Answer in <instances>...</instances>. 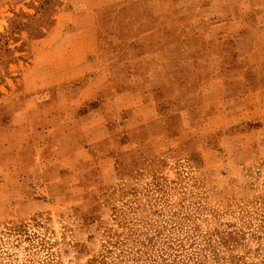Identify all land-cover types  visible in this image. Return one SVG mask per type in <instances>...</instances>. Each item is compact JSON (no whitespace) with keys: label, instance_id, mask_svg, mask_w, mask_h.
Listing matches in <instances>:
<instances>
[{"label":"rangeland","instance_id":"rangeland-1","mask_svg":"<svg viewBox=\"0 0 264 264\" xmlns=\"http://www.w3.org/2000/svg\"><path fill=\"white\" fill-rule=\"evenodd\" d=\"M69 1L0 0V264H264V77L244 59L264 51V0H194L172 31L158 30L150 0H89L105 6L95 20L108 71L79 111L116 92L143 100L108 114L100 134L65 138L60 117L37 129L15 116L34 45ZM210 32L225 65L247 71L224 99L202 72ZM75 147L89 162L62 161Z\"/></svg>","mask_w":264,"mask_h":264},{"label":"crops","instance_id":"crops-1","mask_svg":"<svg viewBox=\"0 0 264 264\" xmlns=\"http://www.w3.org/2000/svg\"><path fill=\"white\" fill-rule=\"evenodd\" d=\"M119 2L121 1H116L113 4ZM183 2L182 0H150L149 8L156 15L158 30L172 31L174 28H180L181 25L187 27L188 20L185 24H181L177 16L182 11L188 10L189 6L196 5L197 2L194 0L190 4ZM69 3L72 6L70 9L72 12L57 15L49 35L38 40L34 45L32 64L22 77L23 93L28 97L20 105L15 120L21 124L24 123L23 120L28 124L35 122V127L42 124L37 129L40 127L46 129V124L50 122L52 125H57L56 120L60 117V120L66 123L65 125H69L65 129L60 126L65 138H75V134L79 132L83 133L85 137H91L94 133L100 134L105 129L108 114L117 116L123 110L133 109L135 101L143 100V98H140L141 96L137 93L116 92L109 101H103L99 109L81 114L80 108L99 91L102 81L107 79V66L100 57L104 39L99 44L95 20L96 11L105 6L92 7L89 0H72ZM228 26L231 28H229L230 32L236 30L233 28L236 25ZM202 38L210 48L205 53V68L202 72L213 76L207 80L206 84L209 83L208 88L211 90H216V87L219 86L221 98L224 99L223 90L228 85L237 88L243 82L248 83V80L242 77L247 74V71L243 73L238 68L233 71L232 66L229 68L225 65L227 52L224 53L221 50L216 53V48L220 46L219 36L216 32H210ZM163 42L167 41L163 40ZM172 42L171 48H173L172 55L174 56L177 53L175 43L178 40L173 38ZM255 43L256 41L252 39L251 46L253 47ZM234 44L237 46L240 43L235 40ZM241 48L244 49L242 45ZM168 50L169 48H163L160 57H166ZM241 56L243 57V54ZM244 59L252 69V75L264 77L262 75L264 73L263 50L257 49L255 46V49L249 51ZM81 78L88 79L82 85L75 87L73 82ZM150 97L145 95L144 105L146 108L150 106L152 110L154 106ZM19 119L22 121L20 122ZM147 119L146 117L141 118L142 122ZM22 151L21 149L16 150V153H19L14 164L16 168H22L24 164ZM32 152H36V155L40 156L37 149L29 151V154ZM88 155H90L88 150L77 149L76 151L75 147L72 152L65 153L62 161L82 164L86 161L89 162L88 157L90 156Z\"/></svg>","mask_w":264,"mask_h":264}]
</instances>
